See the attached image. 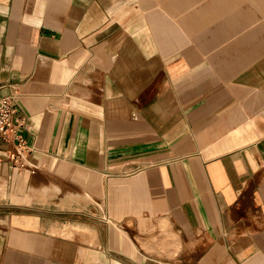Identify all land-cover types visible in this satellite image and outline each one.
<instances>
[{
	"label": "crops",
	"instance_id": "obj_1",
	"mask_svg": "<svg viewBox=\"0 0 264 264\" xmlns=\"http://www.w3.org/2000/svg\"><path fill=\"white\" fill-rule=\"evenodd\" d=\"M0 264H264V0H0Z\"/></svg>",
	"mask_w": 264,
	"mask_h": 264
},
{
	"label": "built area",
	"instance_id": "obj_2",
	"mask_svg": "<svg viewBox=\"0 0 264 264\" xmlns=\"http://www.w3.org/2000/svg\"><path fill=\"white\" fill-rule=\"evenodd\" d=\"M3 85L0 84V89ZM20 94L13 88L9 95L0 96V146L3 143H16V151L11 154L13 164L20 169H31L35 172V167L31 166L27 160V154L35 148L28 146L20 129L26 128L27 119L19 115Z\"/></svg>",
	"mask_w": 264,
	"mask_h": 264
}]
</instances>
